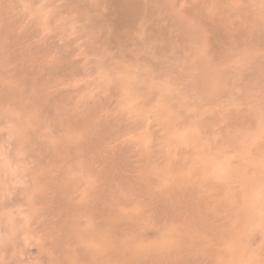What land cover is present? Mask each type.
<instances>
[{"label": "bare ground", "instance_id": "1", "mask_svg": "<svg viewBox=\"0 0 264 264\" xmlns=\"http://www.w3.org/2000/svg\"><path fill=\"white\" fill-rule=\"evenodd\" d=\"M20 1L27 2L31 7L33 5L32 10H34L36 0H0V78H2V80H8V84L5 82L6 85L2 81V83L0 82V108L2 107L3 110V107H5V112H2V110L0 111V128L3 127V129L1 128L3 131L0 130V137L5 136L6 138L7 134L3 132H5L6 129L14 127L15 130L14 128L13 130L15 133H13L11 137H14L13 135L15 134V138L14 140L12 139V143L10 140L11 150L12 146L16 144L19 146V149H28L25 159L33 160L35 166L34 169H32L33 171L28 174L21 175L19 171L17 172V177L19 178V176H21L19 184L20 182L22 186L23 184H25V186L29 184V191L27 192V186L26 190L24 188L26 193L23 192L22 188L20 191V186H17V181L16 186L14 187L15 184L12 186L14 188L11 190V193H9L10 196L7 195L9 196V200L7 199L9 206L7 205V207L11 208L10 206L17 204L18 206H22L24 203L27 207L26 205L23 206L28 208L27 212H29L30 216H24V214L23 216H16L17 210L16 214L12 211L13 216H11L12 213L7 214L10 216H0V264H255L252 262L253 259L249 262L248 260L245 261L246 259H243L245 255H243L242 260L234 258L236 247L233 249L234 257H229V251V254H227L226 249H229V242L231 243L230 248L232 249V244L235 246V242L233 243L234 239L237 237L240 239L241 237L242 232L241 230V233L239 232L240 228L238 229V226L241 227L239 223L242 214H238V219L240 215L239 220L237 216H235L236 214H233L235 218L229 217L231 216V214H228L231 212L229 209L232 206L230 207L228 203V205L223 204L222 186L212 182L214 177L211 178V181L210 179L208 180L209 175L204 177L206 173H204V175L202 174V165L200 166L201 163L199 158V163L193 162L196 161V159L193 158V163L186 161L185 156H188V154H185L183 159H181V157L178 158V148L182 147L181 145L184 146V142L187 144L188 133L185 134L187 141L186 138L183 139V137L180 136V138H182L178 141V148L176 146L178 152L177 157L173 158L169 155V147L167 146L168 149L166 151L164 148L165 145H163L162 148L160 144L162 141L160 140V143H158L161 134L164 136L169 129H167L166 126L165 133H162L163 124L165 127V120H162L163 124L160 125L161 122L158 123V121L157 123L156 121L153 123L154 120L152 119L154 118L149 119L150 116L153 117L150 110L151 108L147 107L148 115L149 110L151 115L149 117L147 115L148 118H146V121L144 120L146 123L145 127H147L146 129L142 125L143 120L140 119L137 114L136 116H134V114L131 115L130 113H132V111L129 108V112L125 113L117 112V110L114 111L115 108L107 111L109 107L112 108V106H109L110 103L106 99V96L105 98L103 96H98L99 91L97 96L93 99H80L81 101H79L77 96L80 95L79 98H81V96L83 97L85 88L73 90L75 87L73 84V91H70L69 89H64L65 87L59 90V85L58 90H54L48 86L50 85L49 83H52L54 80H57L58 83L60 81H66V83H64V85H66L74 80L71 75L75 77L84 74V72L79 69L82 64L79 66L80 60L78 58L81 57L79 56L77 58L78 60H76L75 56H73L75 43L72 45L71 42L74 40L67 41L68 36L71 37L70 34L67 35V37L64 35V38L66 37V42L62 45L63 48L58 44L56 38L59 34L57 36L52 35L48 37L47 33V38H43L44 35L40 37V29L42 28L43 30L44 28L42 24L39 23L40 18L36 20L32 18L33 16L28 17L26 12L24 13V10L22 12L18 7L20 6ZM48 1L49 0H47V2ZM55 1L56 5L58 4L59 7V3L57 0ZM64 1L68 9H73L78 14L74 20L72 19L74 23H72V25L75 27L74 31H76V27H78L79 32L80 26L81 29L86 32L84 35H89V39L87 38L88 41H86L85 45L82 43V47L85 46L83 58H86L85 53H91L93 58V54L100 53V50L102 51L104 49L103 47H105L106 52L107 48H116L114 52L117 51L123 44L125 46V43L127 41L129 42L130 39L129 35L128 37L121 36V29L130 32L135 26L139 28V36L137 38L136 35L133 44L144 54L143 58L140 57V61L138 60L137 62H141V67L139 66L140 69H142V64L143 66L145 65L144 68L146 72L142 70V73L140 71L134 73L139 79L140 77L143 78L142 81L145 78L148 82L154 80L156 82L158 80L160 81L158 86L159 90L148 88L145 92L143 91L144 89H141L143 93H141V90L139 93L143 94L144 98L151 101L158 96H160V98L162 97L163 102L161 105L159 104L161 106V109L159 108L161 111L166 110L168 112L170 110H175L174 112L181 114V112H183L182 109L184 110L185 108L186 110V107L190 106L187 98L189 99L191 95L193 96V94H196L194 92L199 93L196 94L199 98L198 101H196V97V102H193V99H191V102L196 105V108H192L194 109V116L196 115L194 111L197 108L200 109V107L206 106L207 110L208 105L210 106L212 103L215 107L214 102L216 100L214 101L215 98H209V94L216 91L215 88L217 87L215 85L218 86V81L222 78V74L218 68L228 61L232 54L236 55V58L231 63V66H228L226 69H229L227 73H233V76L234 72H236L235 75L238 76V78L230 75L231 82L229 81V83L233 85L231 87L228 85L229 83H227L228 88H231L230 90H232L234 86H238L239 84L237 85V83H240V81H243L242 87L245 89L246 84L244 82L247 81L246 83H248L252 77L253 79L257 78L256 63L261 62V64H259L261 68L264 66V64L262 66V61L264 62V51L259 53L257 51L256 53L253 50L256 46L257 48L260 47L259 49L262 50V43L260 42L262 41L264 44V15L260 20L257 15L258 9L264 11V0H237L236 4L234 3L235 5L232 3V5H230L228 0H97L107 5V8L106 6L104 7L107 9L106 12L100 11L99 7L98 9L95 7L97 6V1H95V5L92 4L93 2L91 0L92 3H90V1L88 2V0ZM17 2H19L18 6ZM52 3L53 1L51 4ZM22 7L24 9L26 5L23 6L22 4L20 8L22 9ZM62 8L61 6V9ZM70 11L73 12L72 10ZM262 13L261 11V14ZM53 15L54 13L52 17ZM55 15L57 16V14ZM52 17L51 23L53 21ZM44 21L46 22V20ZM48 24H50V21H48ZM75 24L78 26H75ZM100 24L101 26L102 24L110 25L113 31L109 33L103 32L105 31L103 30L105 26L101 29L103 31L100 30V27H96L98 30L94 31V27ZM137 24H139V27ZM43 25H45V23H43ZM65 25L66 24H64V27ZM56 26L55 31L58 32L60 28L57 31V23ZM66 26L68 27V25ZM69 28L71 29V26ZM105 29L107 31L110 28L108 27V29ZM42 30L41 32H43ZM92 31H94V34ZM53 33L55 34V32ZM122 34L124 35V31ZM39 38L41 41L37 40ZM58 38L60 39L61 37L58 36ZM96 38L98 42L97 45L99 41H101L100 46H96ZM132 39L133 38H131V41H133ZM83 40L85 42V36ZM133 44L131 42L130 45ZM64 46H66V48ZM54 48L60 50L59 56H55L52 61L45 63L48 56L47 54H50L52 49L55 55L59 53H57ZM130 48L132 49V46L128 47V52H130ZM120 49L121 48L116 52L118 54L114 56H117V59L119 58L115 64H110L106 60H101L98 63L99 65H106L108 68L112 66L114 72L111 70L113 76L110 78H115V81L123 80L125 75L129 74L127 70H125L124 64L131 58V55L127 53L126 50L123 51L124 49H121L120 53ZM80 51L82 52L83 49H80ZM137 51L138 50H136V52ZM81 52L79 53L81 54ZM149 54L152 55L149 56ZM97 55V57H99V54ZM101 55L100 53V56ZM104 56H106V54ZM111 57H113V55H111ZM44 58L45 61L43 62ZM50 58L52 59V57ZM83 58L82 60L84 61ZM91 61H89L90 64ZM129 61L133 62V58ZM131 62L129 64L132 65ZM39 63L40 65L38 67ZM134 64L136 65V62ZM224 65L227 66L228 63ZM224 65L223 68L225 67ZM6 66H9L10 69H7L9 71L4 73L3 71H5ZM90 66L93 68L92 65ZM255 66L254 77L253 72ZM133 67L135 70L134 65ZM2 69L4 70L2 71ZM95 69L93 70L95 71ZM93 70L92 74H94ZM106 70L108 72L110 69ZM129 70H131V68L128 69V71ZM111 71L109 73H111ZM100 72L101 70L99 69V73ZM87 73L88 70L86 71V74ZM230 76H228V79ZM70 77L73 80H69ZM100 77L102 79V76ZM10 80H14V86L11 82L12 86L10 85ZM68 80L70 82H67ZM95 80L97 79L95 78ZM224 80L226 81V78H224ZM15 81H17V85H15ZM163 81L166 82L163 83L164 85L166 84L164 89L166 87L169 89L166 92L163 88L160 90V84H162ZM110 82L107 85H110ZM169 82L172 87H169V84L167 85ZM219 82L221 83V81ZM252 82L251 80V83ZM46 83L47 85L45 86ZM87 83H89V81ZM136 83L138 84L139 82L136 81ZM56 84L54 88H56ZM137 84H135L137 86L136 88L139 89ZM142 84H144V82ZM153 84L155 85V83ZM60 85H62V82ZM105 85L103 84V86ZM220 86L222 85L220 84ZM253 86L255 88V85ZM113 87H115V85H113ZM222 87L224 88V84ZM242 87L240 88L241 91L243 90ZM236 88L238 89V87ZM251 90V94H253V90L257 91L255 89ZM93 91L95 92V90ZM111 91L112 90L109 92ZM130 91L127 92L129 97L132 96V98L128 97L129 103H127V99L125 100L129 107L134 108L136 107L135 105H138V98L136 100L137 95H135L137 94V90L134 91L135 96L130 94ZM221 91H219L218 86L217 93L214 94L215 96H219L222 101V97H227V93ZM111 93H113V91ZM119 93H121L120 90ZM140 94L138 97L142 99ZM125 95L126 93L124 96ZM113 96L109 97L108 95L112 105V100H117V98L114 99ZM229 97H231V94ZM233 97L234 96L231 98ZM240 97L241 94L239 98ZM85 98L90 97L86 96ZM123 101L122 98L121 103ZM141 102L143 103L142 100ZM123 103L125 105V102ZM215 103H217V101ZM245 103H243V105L246 106ZM114 104L116 105V102ZM147 104L149 105V103ZM153 104L151 105L152 107L155 106H153ZM259 104H261V102H259ZM128 105H125V109ZM218 105L216 107L220 106ZM230 105L228 108L231 112V110L233 111L235 108L233 107V109H230ZM243 105L241 107L244 108ZM138 106L136 108H138ZM144 106L145 105H141V107L146 110ZM238 106L239 107L236 109L237 111L240 109L239 104ZM222 109L220 110L221 115H223L222 112L224 111ZM259 109H261V107H259ZM8 110L10 112H8ZM104 110L107 113L104 115L100 114ZM209 110H211V108H209ZM251 110H254L253 107ZM217 111H219V109H217ZM17 112H19L18 116L16 114L13 115V113ZM167 112H165V119L167 115H169H166ZM188 112L191 113V110H188ZM145 113L147 112L144 111V114ZM204 113L205 112L202 114V120L206 115H204ZM208 115L213 116L209 113ZM217 115L219 116V112L217 114L215 113L214 118L217 117ZM211 116L207 117L206 115L204 120L206 118L213 120L214 118ZM198 117L199 115L197 118ZM243 117L245 116L243 115ZM197 118H194V121H198L199 119L197 120ZM148 119L152 124L148 123L147 126ZM218 119L219 118H217V120ZM191 120L188 122H191ZM183 121L181 123H183ZM169 125L170 124H168V126ZM44 128L46 130L48 129V131L42 133ZM142 128L147 130L150 143L146 149L144 148L145 150H139L141 154L139 156L137 155L138 157L135 161L133 160L134 163L132 162L133 164H131L126 162L129 160L128 156L140 149L142 143L136 141V144H133V142L132 144H128L130 140L127 143L128 145H126V143L124 145L122 144L124 141L120 139L122 142L119 143L123 146L118 145L117 147L115 145V148V143H111L122 136V134L131 136V133H134L132 136L134 137ZM204 130L206 129L204 128ZM7 131L8 130H6V132ZM10 135L9 137L7 136L8 141L6 140L8 144L9 138H11ZM168 136H170V138L172 137L171 135ZM5 138H3L4 141ZM121 138H123V136ZM135 138L139 139L136 136ZM166 139L167 137L165 136V143L169 140V137L167 140ZM141 140L142 139H140V141ZM191 141L195 142L194 140ZM142 142L143 144L145 143L144 141ZM170 142L169 140V144L167 145L170 146ZM109 143L113 146L112 149H110ZM2 146L4 148V145ZM188 146L190 147L191 145L189 144ZM199 146L200 145L197 146V149ZM16 148L17 147L13 150H16ZM31 148L34 150H31ZM185 148L186 147H184V149ZM191 148L193 147L191 146ZM191 148H187L189 152ZM4 149H6V147ZM184 149L182 147V153H184ZM1 150L3 151L2 148L0 151ZM194 150L196 152V142ZM172 151L171 149V152ZM191 152H193V149ZM203 152L201 153L200 150L196 155L194 153V156L197 158L199 153L200 155H204ZM174 155L176 156V154ZM21 156H23V154ZM126 157L128 158L125 161ZM202 158V164L205 165V163H203L204 157ZM25 159L22 162H25ZM31 162L32 161H30V163ZM34 164H32V166ZM29 167L31 171L32 167L29 165L28 167H24L23 172L25 168L27 169ZM206 168H210V166L208 167L207 165ZM206 168L204 167V169ZM8 170L0 172V183L8 177H15L9 175L11 172H8ZM211 170L212 168L210 172ZM27 171H25V173H27ZM12 172L14 173V171ZM210 172L208 171L209 174ZM7 180L8 179H6V181ZM215 181L217 182V180ZM4 183L7 185L6 182ZM221 183L222 181L219 184ZM1 186L2 185H0V188ZM12 187L9 186V188ZM7 190L5 192H7ZM208 190L211 191L209 196L205 192ZM204 192L206 194H204ZM226 197L227 196L224 197V200ZM231 204L233 205L232 212L234 213L233 210H235L236 207H234V202ZM4 206L6 205H3V208ZM209 209H212V211ZM236 211L237 213L239 212L237 209ZM242 218L244 220V216H242ZM243 220H241V224ZM152 228L156 229L154 230ZM248 232L247 230L245 235L247 234L248 236ZM255 234L257 235V233H254V235ZM245 235H242V237L246 238L247 236ZM164 236L165 240L159 241V239ZM250 237L252 239L255 238V236L253 238V234L252 236L250 235L249 238ZM245 238H243L244 241L242 244L240 243L241 239L239 240L241 247L245 243ZM249 238L246 240L249 241ZM232 239L233 241H231ZM253 241H256V239ZM239 243L236 242L238 247L237 250H240ZM96 244H98L99 247L95 246ZM253 244L255 243L253 242L252 245ZM238 252L240 253V251ZM230 255H232V253ZM257 260L256 258V261ZM256 264H261V262Z\"/></svg>", "mask_w": 264, "mask_h": 264}, {"label": "rangeland", "instance_id": "2", "mask_svg": "<svg viewBox=\"0 0 264 264\" xmlns=\"http://www.w3.org/2000/svg\"><path fill=\"white\" fill-rule=\"evenodd\" d=\"M50 1V0H49ZM48 1V2H49ZM53 1V3L51 4V2ZM52 1H50L49 2V4H48V2H47V0H38V2H37V0H36V4H34V10H32V8H33V5H32V7H31V5L30 4H28L27 2H23V1H20V6H22V4H23V6H25L26 5V7L23 9V7H22V9L20 8V6H18V3L19 2H17V6L19 7V9L23 12V10H24V13L26 12V14H27V16L28 17H32V18H35L36 20H38V18H40L39 19V23L40 24H42V27H44L43 28V30H42V28H41V25H40V33H41V35H39L40 37H43V35H44V37L43 38H47V33H48V37H51L52 35L53 36H57L58 34V36L59 37H61L60 39L58 38V36L56 37L57 38V41H58V44L63 48V46L62 45H64L65 44V42H66V37H67V35H69L70 34V36L71 37H69L68 36V38H67V41H72V40H74V41H72L71 43H72V45H74V43H75V46H74V48H75V50L73 51L74 52V54H75V51H76V49H77V51H76V54H77V57H76V54L74 55L73 54V56H75V58H76V60H80L79 61V66L82 64V66H80L81 68H79V69H81L82 70V72H84V74H82V75H80V76H75L74 77V75L72 76L71 75V77L72 78H74V80L70 77V79L69 80H73V81H71V83H67L66 85H64V83H66V81H60L59 83L57 82V80H54L52 83H49L50 85H48V86H50L52 89H56V90H58V85H59V90H62L64 87V89H69L70 91H73L74 89L75 90H77V89H80V88H85V92L83 93V95L85 96H89L90 98H85L84 96L82 97L81 96V98H79L80 97V95L79 96H77V99L79 100V101H81L80 99H84V100H91V99H93L95 96H97V93H98V91H99V93H98V96H103L104 98H105V96H106V99L109 101V106L111 105L112 106V108L111 107H109V110H107V111H110V109H114V111H116L117 110V112L119 111V112H123V113H125V112H129V110H128V108L129 109H131V111H132V113H130L131 115H133L134 114V116H136V114H137V116L140 118V119H142L143 120V123H142V120H141V123H142V125L145 127V121H146V118H148L151 114H150V110H151V113L153 114V117L152 116H150V118L149 119H152V118H154V119H152V120H154L153 121V123H155V121H156V123H157V121H158V123H160L161 122V124L160 125H162L163 124V122H162V120L164 121V123H165V127H164V124H163V130H162V133L164 132L165 133V128H166V126H167V129H169V131L167 130V132H166V134H164V136H162V134H161V138H159V141H158V143H160V140L162 141V143H160L161 145H162V148H163V145H165L164 146V148H165V150L167 151V149H168V147H169V150H170V153H169V155H171L173 158H176L177 157V153L179 152V154H178V158L179 157H181V159H183V156H185V154H188V156H189V160H188V156L186 155L185 156V160L186 161H188L189 163H193V162H198L199 163V159H200V166H201V169H202V174L204 175V173H206V175H204V177L205 176H208L209 175V178H208V180L210 179V181H211V178H213L212 179V182L214 183V184H218L219 186H222L221 188H222V191H223V193H222V199H223V204H229V206L231 207L230 209H229V211H231L232 212V209H233V205L231 204V203H233L234 202V207H236V209L237 210H239V212L237 213V211H236V209L235 210H233L234 211V213L232 212H229L228 214L230 215L231 214V216H229L230 218H232V217H234L235 218V216H237V219H238V214H242L241 215V220H243V218H242V216H244V220H243V223L241 224V220H240V223H239V225H241V227H239L238 226V229H239V232H240V230H241V232H242V234H241V237H240V239L242 240H240V239H238V237L237 238H235L234 239V241H233V239L231 240V241H233V243L235 242V246L232 244V249L230 248V246H231V243L229 242V249H226V252H227V254H229V252H230V254L232 253V255H230L229 254V257H231V256H233V249L236 247V252L235 253H237L238 251H240V253L238 252L237 254H235L234 253V255H235V257L234 258H237V259H239V260H242V257H243V255H245L244 257H243V259L245 260V261H247L248 260V262L249 261H252V259H253V263H258V262H261V264H263V261H264V73H262V72H264V66H263V64H264V62L262 61V68L261 67H259V66H261V65H259V64H261V62L260 63H256V65H257V70H256V77L257 78H255V79H253V77H252V83H251V80H249L248 81V83H246V82H244L246 85H245V89L242 87V85H243V81H240V83H237V85L238 86H234L233 88H232V90H230L231 88L229 87L228 88V85L229 86H233V85H230V83H229V81L231 80V76L230 75H232V77H234V76H236L235 74H236V72H234V76H233V73H227V71L229 70V69H226V68H228V66L230 67L231 66V63L233 62V60L236 58V55H234V54H232V55H230V58H229V60L228 61H226L224 64H226L227 65V63H228V65L227 66H225L224 64H222V66H220L219 68H218V70L220 71V73L222 74V78L221 79H219V81H221V83L218 81V86H219V91H221V90H223V91H221V92H224V93H227L226 95H227V97L225 98V97H222V101L224 102V104H223V102L221 101V98H219V96H215V94L214 93H217V90H218V86L217 85H215L217 88H215V90L216 91H214V92H211L210 94H209V98H211V99H213V98H215L214 99V101L216 100L217 101V103H215L214 102V105H215V107L212 105V104H210V106L208 105V108H207V110H206V106H202V107H200V109L199 108H197V109H195V111H194V113L196 114L195 116H194V114H193V110L194 109H192V108H196L195 106L196 105H194V103L193 102H196V101H198L199 100V98L197 97V95L196 94H199L198 92H194V93H196V94H193V96L191 95L190 97H189V99L187 98V100L189 101V104H190V106L188 107H186L187 109L185 110V108H184V110L182 109V111L183 112H181V114L180 113H177V112H174L175 110H170V111H166V110H162L163 112L165 111V112H167L166 113V115L167 114H169V115H167V118L165 119V112L163 113L160 109V105H161V103L163 102L162 101V97L160 98V96H158V97H156L155 99H153L152 101L151 100H148V99H146V98H144V96H143V94H140L139 93V91L141 90V89H144L143 91H147L148 90V88L150 89V88H153V89H157V90H159L158 88V86H159V80L156 82L155 80L154 81H152V82H148L147 81V79L145 78L143 81H142V79L143 78H141L140 77V79L138 78V76L134 73V72H136V71H140L141 73H142V70H144V72H146V69L144 68L145 67V65L143 66V64H142V69H140V67H141V62H137L139 59H140V57L141 58H143V55L144 54H142L141 52L142 51H140L139 49H138V47H136L134 44H133V42H134V40L136 39V35H137V38H138V36H139V28H137V26H135L134 27V29L133 30H131L130 32L129 31H126L125 29H121V31H120V33H121V36H124V37H128V35H129V37H130V39H129V42L127 41L126 43H125V46H124V44H123V46L122 47H119V48H121V49H124L123 51H125L126 50V52L127 53H129L131 56V58L129 59V60H131L132 58H133V62H131V61H129V60H127L126 61V65L124 64V68H125V70H127V73H129V74H127V75H125V77H124V79L123 80H116L115 81V78H113V79H111L110 77L111 76H113V74H112V66H109V68H108V66H104V65H99L98 63L101 61V60H106V61H108V63H110V64H115L116 63V61H118L119 60V58L117 59V56L116 57H114L116 54H118V53H116L118 50H119V48L117 49V51H115L114 52V49L116 50V48H113V49H109V48H107V52L105 51V47H103L104 49L101 51L100 50V53L102 54L101 56H100V53L98 52V53H96V54H93L94 56H93V58H94V60H93V58H92V54L91 53H89V54H87V53H85V57L86 58H83V53L85 52L84 50H85V46L84 47H82L83 46V44L85 45V43H86V41H88L87 40V38L89 39V35L87 34V35H84V34H86V32L84 31V30H82L81 29V27L79 26V28H80V30H79V32H78V27H76V31H74V29H75V27H74V25H72V23H73V21H72V19L74 20V18H76V16H78V14H77V12L75 11V10H73V9H68L67 7H66V5H65V1L64 0H57V2L59 3V7H58V4L56 5V1L55 0H52ZM90 0H88V2H89ZM93 3H92V2ZM90 1V3H92V4H94L95 5V1H97V0H91ZM236 1L237 0H228V3L230 4V5H235L236 4ZM21 2H23V3H21ZM87 2V1H86ZM85 2V3H86ZM40 3V4H39ZM43 3V4H42ZM61 3V4H60ZM232 3V4H231ZM235 3V4H234ZM45 4H46V6H45ZM47 4H48V6H47ZM55 4V5H54ZM28 5V6H27ZM37 5H38V7H37ZM51 5H52V7H51ZM97 6H95L97 9H98V7H99V10L100 11H104V12H106L107 11V5H105V3L103 4V2H98L97 1V4H96ZM61 6L63 7L62 9H61ZM106 6V8H104ZM50 8V10H49V8ZM57 7V8H56ZM28 8H30V9H28ZM59 8H60V11H59ZM261 8V7H260ZM26 9V10H25ZM64 9V10H63ZM61 10H62V12H61ZM70 10H72L73 12H71ZM34 11V12H33ZM45 11V12H44ZM57 11V12H56ZM261 11L263 12L262 14H261ZM28 12V13H27ZM39 13V15H38V13ZM41 12V13H40ZM48 12H49V14H48ZM64 12V13H63ZM66 12V13H65ZM43 13V14H42ZM46 13V14H45ZM54 13V15H53V17H52V14ZM75 13V14H74ZM31 14V15H30ZM48 14V15H47ZM55 14H57V16L55 15ZM63 14V15H62ZM47 15V16H46ZM59 15V16H58ZM64 15H66V16H64ZM84 15V14H83ZM258 17H259V20H260V18L264 15V11L262 10V9H258ZM44 18H43V17ZM55 16H56V19H55ZM85 16V15H84ZM42 17V18H41ZM51 17H52V23H51ZM62 17V18H61ZM64 17V18H63ZM68 17V18H67ZM46 18V19H45ZM67 18V19H66ZM44 20H46V22L44 21ZM58 20H59V24H58ZM41 21V22H40ZM48 21H50V24H48ZM56 21V22H55ZM45 23V25H43V23ZM63 22V23H62ZM71 22V23H70ZM56 23H57V25H58V28H57V31H58V29L60 28V30L58 31V32H56L55 30H56ZM64 24H66V25H68V27L65 25V27H64ZM74 24V23H73ZM138 25V27H139V24H137ZM55 26V27H54ZM71 26V29L69 28ZM75 26H78V25H76L75 24ZM103 26H105V28H107L108 29V27L110 28L109 30H107L106 31V29L105 28H103V30H105V31H103V30H101L102 29V27ZM96 27H100V30L101 31H103V32H105V33H109V32H112L113 31V29H112V27L110 26V25H104V24H102V26H101V24L100 25H97V26H95L94 27V31H97L98 30V28H96ZM53 28H54V30H53ZM63 30H62V29ZM41 30L43 31V32H41ZM53 30V31H52ZM71 30V31H70ZM99 30V31H100ZM135 30V31H134ZM137 30H138V34H137ZM82 31H83V33H82ZM94 31H92L93 32V34H94ZM98 31V32H99ZM123 31H124V35L122 34L123 33ZM46 32V33H45ZM53 32H55V34L53 33ZM65 32H66V34H65ZM74 32V33H73ZM78 34H77V33ZM119 32V31H118ZM127 32V33H126ZM45 33V34H44ZM52 33V34H51ZM132 33V34H131ZM135 33V34H134ZM60 34H61V36H60ZM64 35L66 36L65 38H64ZM38 36V37H39ZM73 36V37H72ZM82 37V39H81V37ZM84 36H85V42H84ZM87 36V37H86ZM95 36V35H94ZM62 37H63V39H62ZM76 37V38H75ZM96 37V36H95ZM77 38H78V41H77ZM131 38H133L132 40L133 41H131ZM135 38V39H134ZM38 41H41V39L39 38V39H37ZM76 40V41H75ZM96 40V42H95V44H96V46H100V42L101 41H99V44L97 45V38L95 39ZM43 41V40H42ZM264 41V40H263ZM80 43V45H79V43ZM131 42H132V44L133 45H130L131 44ZM77 43V44H76ZM83 43V44H82ZM128 43H130V44H128ZM260 43H262V46H261V49L262 50H260L259 48L260 47H258L257 48V46L255 47V48H253V50L257 53V51H258V53L259 52H263L264 51V44H263V42L261 41ZM128 44V45H127ZM101 45H103V44H101ZM78 46H80V47H78ZM131 47L132 46V49L130 48V52H128L129 51V49H128V47ZM258 46H259V44H258ZM65 48H66V46H64ZM134 47V48H133ZM55 49V48H54ZM80 49L82 50L83 49V51L81 52L80 51ZM121 49H120V53H121ZM256 49V50H255ZM110 50H112V51H110ZM136 50H138L137 52H136ZM231 50H233V49H231ZM55 51L58 53L60 50L57 48V49H55ZM106 52V53H104V52ZM52 52H53V54H52ZM79 52H81V54L79 53ZM254 52V53H255ZM132 53H133V55H132ZM136 53V54H135ZM59 54H60V52L58 53V54H56L55 55V53H54V51H53V49L51 50V53L49 54H47L46 56H47V58H46V61H45V58H44V60H43V62L45 61V63H49L50 61H52L53 59H54V57L56 56H59ZM97 54H99V57H97L98 55ZM106 54V56H104ZM113 55V57H111V55ZM230 54H231V52H230ZM264 54V53H263ZM53 55V56H52ZM142 55V56H141ZM152 54H149V56H151ZM45 56V57H46ZM81 57V58H78V57ZM89 56V57H88ZM108 56V57H107ZM134 56V57H133ZM233 56V57H232ZM50 57H52V59L50 58ZM136 57V58H135ZM78 58V59H77ZM82 58L84 59V61L82 60ZM87 59H88V62H87ZM97 59V60H96ZM113 59V60H112ZM231 59V60H230ZM47 60H49V61H47ZM86 60V61H85ZM92 60V61H91ZM111 60V61H110ZM83 61V62H82ZM89 61H91V64L89 63ZM98 61V62H97ZM113 61V62H112ZM140 61V60H139ZM132 63V65L131 64H129V63ZM136 62V65L134 64ZM93 63V64H92ZM137 63H139V64H137ZM39 65H40V63L38 64V67H39ZM90 65H92L93 66V68L90 66ZM96 65H97V68H99L100 70H101V72L99 73V69H97L96 68ZM133 65L135 66V70H134V67H133ZM223 65L225 66L224 68H223ZM78 66V67H79ZM140 66V67H139ZM41 67V66H40ZM133 67V68H132ZM137 67H138V69H137ZM222 67V68H221ZM5 68V67H4ZM88 68V69H87ZM90 68H91V72H90ZM97 69V73H96V69ZM105 68V69H104ZM131 68V70H132V72H131V70H129L128 71V69H130ZM144 68V69H143ZM255 68H256V66L254 67V72H253V74L255 73ZM7 69H10L9 68V66L7 67L6 66V69H5V71H3L4 69H2V71L4 72V73H6V72H8L9 70H7ZM93 69H95V71L93 70ZM106 69H110L108 72H107V70ZM259 69V70H258ZM88 70V73L86 74V71ZM92 70H93V72H94V74H92ZM106 70V71H105ZM112 70V71H111ZM111 71V73H109ZM224 71V72H223ZM226 71V72H225ZM89 72H90V74H89ZM103 72V73H102ZM105 72H106V75H105ZM114 72V71H113ZM229 72V71H228ZM258 72V73H257ZM259 72H261V73H259ZM91 74H92V76H91ZM104 74V75H103ZM109 74V75H108ZM131 74V75H130ZM102 76V79H101V77L100 76ZM129 75V76H128ZM133 75H134V77H133ZM84 76V77H83ZM87 76V77H86ZM97 76V77H96ZM128 78H127V77ZM130 76H131V78H130ZM137 77V79H136V77ZM223 76H224V78H226V81L224 80V78H223ZM228 76H230L229 77V79H228ZM83 77V78H82ZM85 77H86V79H85ZM93 77H95L97 80H95V78H93ZM106 77V78H105ZM254 77H255V74H254ZM91 78V79H90ZM92 78H93V82H92ZM236 78H238V76H236ZM99 79H100V81H99ZM228 79V80H227ZM67 81V82H70V81ZM89 81V83H90V85H89V83H87L88 81ZM97 82V84H96V82ZM104 80V81H103ZM110 80H111V82H110ZM133 80H134V83H133ZM7 82V84H8V80H2V78H0V82ZM13 81L14 80H10L9 81V83L11 82L12 83V85L14 86V84H13ZM119 83H118V82ZM136 81L137 82H139L138 84L136 83ZM140 81H141V83H140ZM223 81V82H222ZM228 81V82H227ZM1 82V83H2ZM16 82V84L15 85H17V81H15ZM14 82V83H15ZM56 82H57V84H56ZM61 82H62V85H60L61 84ZM95 82V83H94ZM98 82H99V84H98ZM106 82V83H105ZM109 82H110V85H107V84H109ZM114 84H113V83ZM144 82V84H142ZM148 82V83H147ZM165 81H163L162 82V84H160L161 85V88H160V90H162V88H163V90L166 92V91H168L169 89H167V87L164 89V86H166V84L164 85L163 83H164ZM217 82V81H216ZM225 82V83H224ZM231 82V81H230ZM249 82H250V84H249ZM11 83H10V85H11ZM87 85H86V84ZM93 83H94V86H95V88H94V86H93ZM111 83H112V85H111ZM151 83V84H150ZM153 83H155V85L153 84ZM157 83H158V85H157ZM166 83V82H165ZM227 83H229L228 85H227ZM55 84H56V88H54V86H55ZM73 84H74V86L75 87H77V88H73ZM96 84V85H95ZM103 84L105 85V86H103ZM120 84V85H119ZM135 84H137L138 85V87H139V89H137L136 87V85ZM140 84V85H139ZM153 84V85H152ZM169 84V85H168ZM220 84L223 86V84H224V88L222 87V86H220ZM240 84H241V86H240ZM5 85H6V83H5ZM11 85V86H12ZM47 85V83L45 84V86ZM53 85V86H52ZM68 85V86H67ZM91 85H92V87H91ZM100 85V86H99ZM113 85H115V87H116V89H115V87H113ZM145 85V86H144ZM148 85V86H147ZM149 85H150V87H149ZM163 85V86H162ZM167 85L169 86V87H172V85L170 84V82L169 83H167ZM253 85H255V88H254V86ZM72 86V87H71ZM88 86V87H87ZM89 86H90V88H89ZM109 86V87H108ZM154 86H155V88H154ZM214 86V87H215ZM227 87V89H226V87ZM250 86H252V87H250ZM69 87V88H68ZM71 87V88H70ZM79 87V88H78ZM107 87H108V89H107ZM145 87V88H144ZM157 87V88H156ZM236 87H238V89L236 88ZM242 87V91L240 90V88ZM246 87H247V91H246ZM47 88V87H46ZM72 88H73V90H72ZM100 88H101V93H100ZM114 88V89H113ZM119 88V89H118ZM235 88L237 89V94H236V90H235ZM250 88V89H249ZM130 89H131V91H130ZM251 89H255V90H257V91H254L253 90V94H251V92H252V90ZM93 90H95V92L93 91ZM110 90H112L113 91V93H111V92H109ZM119 90H120V92L122 93H119ZM130 91V94H132V95H134V91L135 90H137V94H135V95H137L136 96V100H137V98H138V105H135L136 107L138 106V108H136V107H134V108H131V107H129V105L127 104V103H129V101H128V97H129V95H128V92ZM105 93H104V92ZM118 91V92H117ZM143 91L141 90V93H143ZM238 91H239V93H238ZM248 91H249V93H248ZM107 92H108V94H107ZM116 92H117V94H116ZM132 92V93H131ZM229 92V93H228ZM235 92V93H234ZM126 93V95L124 96V94ZM213 93V94H212ZM220 93V92H219ZM247 93V94H246ZM258 93V94H257ZM121 94V95H120ZM140 94V97H142V99H140L139 97H138V95ZM231 94V97L232 96H234L233 98H231V97H229V95ZM240 94H241V97L239 98V96H240ZM82 95V94H81ZM108 95H109V97H112L113 95V98L114 99H116L117 98V100L115 101V100H112V102H113V105L111 104V99L108 97ZM112 95V96H111ZM120 95V96H119ZM134 95V96H135ZM262 95V96H261ZM119 96V97H118ZM133 96V98L135 99V97ZM235 96H236V101H235ZM245 96H246V98H245ZM255 96V97H254ZM195 97H196V101H195ZM252 97V98H251ZM122 98H123V102H125V105H128V106H126V109H125V105H124V103L122 102L121 103V100H122ZM129 98H132V96L131 97H129ZM144 98V99H143ZM229 98H231V99H229ZM258 100H257V99ZM262 98V99H261ZM76 99V100H77ZM125 99H127V103H126V100ZM191 99H193V102H191ZM243 99V100H242ZM245 99H246V103H245ZM141 100L143 101V103L141 102ZM155 100V101H154ZM158 100V101H157ZM234 100V101H233ZM240 101V103H239V101ZM118 101V102H117ZM185 101H186V99H185ZM241 101H242V103H241ZM251 101V102H250ZM254 101V102H253ZM116 102V105L114 104ZM141 102V103H140ZM153 104V106L154 107H152L151 105V103ZM159 102V103H158ZM231 103V105H230V103ZM233 102V103H232ZM236 102V103H235ZM259 102H261V104H259ZM147 103H149V105L147 104ZM220 103V104H219ZM226 103V104H225ZM243 103H245L246 104V106L245 105H243ZM252 103V104H251ZM254 103V104H253ZM256 103H257V105H256ZM160 104V105H159ZM220 106H219V105ZM221 104H222V106H221ZM238 104L240 105V109H238V111L236 110L239 106H238ZM249 104H250V106H249ZM124 105V106H123ZM131 105V104H130ZM141 105H145L144 107H146V110L143 108V107H141ZM148 105V106H147ZM219 106V107H216V106ZM228 105V106H227ZM229 105H230V109L232 108L233 109V107L235 108V109H233V111L231 110V112L229 111ZM244 106V108L243 107H241V106ZM253 105V106H252ZM132 106V105H131ZM157 106V107H156ZM224 106H225V108H224ZM256 106V107H255ZM263 106V107H262ZM147 107H149V108H151L150 110H149V115H148V108ZM213 107H214V110H213ZM253 107V109L254 110H251V108ZM255 107V108H254ZM259 107H261V109H259ZM118 108V109H117ZM136 108V110L134 111V109ZM141 108H142V110H141ZM158 108V109H157ZM160 108V109H159ZM209 108H211V110H209ZM223 108V109H222ZM241 108H242V110H241ZM249 108H250V110H249ZM257 108V109H256ZM262 108H263V110H262ZM217 109H219V111H217ZM224 110L223 112H222V114L223 115H221V113H220V110ZM228 109V110H227ZM244 109V110H243ZM2 110V107L0 108V111ZM5 110V107H3V110H2V112H5L4 111ZM125 110H128V111H125ZM139 110V111H138ZM141 110V111H140ZM153 110V111H152ZM160 110V111H159ZM188 110H191V113L190 112H188ZM197 110H198V112H197ZM199 110H201V111H199ZM234 110H236L237 111V113H236V111H234ZM144 111H146L147 113H145L146 114V116H145V114H144ZM208 111V112H207ZM228 111V112H227ZM253 111V112H252ZM8 112H10L9 110H8ZM140 113V115H139V113ZM155 114H154V113ZM160 112V113H159ZM162 112V113H161ZM188 114H187V113ZM203 112H205L204 113V115L206 114L207 115V117H210L211 115H208V113L209 114H212L213 116H211V117H213L214 118V115H215V113L217 114L218 112H219V116L217 115V117H215L213 120L211 119V120H209L208 118H206L205 120H204V118H205V116L203 117V120H202V114H203ZM225 112H226V115H225ZM6 113H7V109H6ZM18 113L19 112H17V113H13V115H17L18 116ZM105 113H107V112H105V110L103 111V112H101L100 114H105ZM185 113V114H184ZM197 113H198V115H199V117L197 118ZM249 113H250V115H249ZM156 114H157V117H156ZM184 114V115H183ZM187 114V115H186ZM191 114V115H190ZM200 114H201V120H200ZM142 115H143V117H142ZM147 115H148V117H147ZM160 115H163V116H159ZM172 115H173V117H174V121H173V117H172ZM180 115V116H179ZM243 115L245 116V117H243ZM145 116V117H144ZM182 116V117H181ZM185 116V117H184ZM239 118H238V117ZM162 117V118H161ZM169 117H170V120H169ZM191 117H194V118H197V120L198 121H194V118H191ZM221 117H222V119H221ZM175 118H176V120H175ZM184 118V119H183ZM217 118H219L218 120H217ZM242 118V119H241ZM148 119V120H149ZM192 119V120H191ZM216 119V120H215ZM145 120V121H144ZM147 120V126H148V123L149 124H152V123H150V120L148 121ZM169 120V121H168ZM184 120V121H183ZM187 120V121H186ZM191 120V122H188V121H190ZM196 120V119H195ZM236 120V121H235ZM166 121H167V123H166ZM173 121V122H172ZM183 121V123H181ZM200 121H201V123H202V125H201V123H200ZM152 122V121H151ZM169 122V123H168ZM177 122V123H176ZM204 122V123H203ZM174 123V124H173ZM198 124V126H197V124ZM206 123V124H205ZM168 124H170L169 126H168ZM180 124V125H179ZM191 124H193V125H191ZM207 124H208V126H207ZM184 125H188L187 127L186 126H184ZM194 125H196V126H194ZM204 125V126H203ZM171 126V127H170ZM201 127V129H200V127ZM197 127V128H196ZM203 127V128H202ZM2 129H3V127H1ZM1 128H0V130H1ZM13 128L14 127H12V128H9V129H6V130H8L7 132H6V130H5V132H3V133H6L7 134V136L9 137V135H10V137L12 136V134L13 133H15V128H14V130H13ZM146 129H147V127H145ZM141 129L138 133H136L135 135H134V137H132L133 136V134L134 133H131L132 135L131 136H129L128 134L126 135V134H122V136H123V138H121L122 136H120V137H118L116 140H117V143H116V140L113 142V143H111V144H114V148L117 146L118 147V145L120 146L121 144L119 143V142H122V141H124V142H122V144H124L125 145V143H126V145H128V144H132V142H133V144L135 143L136 144V141L138 142H141L142 143V146H143V148H142V146L140 147V149H138L137 151H135V152H133L132 154H130L128 157H126L125 158V161H126V159L128 158L129 160H131V161H126V162H129V163H131V164H133L134 162H133V160L135 161V159L141 154V152H139V150H141L142 151V149H146V147L149 145V143H150V137H149V134H148V132H147V130L146 129ZM204 128L206 129V130H204ZM45 129V128H44ZM43 129V130H44ZM13 130V131H12ZM43 130H42V133H45V132H47L48 131V129L46 130H44V132H43ZM145 130V131H144ZM1 131H3V130H1ZM12 131V132H11ZM171 131H172V133H171ZM174 131V132H173ZM177 132V133H176ZM170 133V134H169ZM180 133H181V135H180ZM188 133V134H187ZM5 134V135H6ZM179 134V135H178ZM185 134H187V138H188V141H187V138H186V135ZM168 135H171L172 137L170 138V136H168ZM174 135V136H173ZM183 135H185V136H183ZM2 136V135H1ZM6 136V138H5V136L4 137H0V149L2 148L3 149V151L1 150L0 151V164H1V166H0V168H1V170H0V172L1 171H3L4 170V172L5 171H7L8 169H10V170H8V172H11V173H9V175H11V176H15L14 178H10V177H8V178H6V179H8L7 181H6V179H4L3 180V182H1L0 183V185H2L1 186V188H0V192H1V195H0V200H1V204H0V216H10V215H7V214H11L12 213V215L11 216H13V212H14V214H16V212H17V215L16 216H23V214H24V216H30V214H29V212H27L28 211V208H25L24 206L26 205V204H24L23 203V205L22 206H18V204L17 205H13V206H10L11 208H9V207H7V205L9 206V202L7 201V199L9 200V196H10V194L9 193H11V190L16 186V183H17V181H18V184H17V186L19 185L20 186V188H19V190L21 191V188L23 189V192L24 193H26V188L28 187V189H27V192L29 191V189H30V185L28 184V186H27V184H26V186H25V184H23V186L21 185V182H20V184H19V179H20V177L21 176H19V178L17 177L18 176V174H17V172L19 171V173H21V175H24V174H28V173H30V172H32L33 170L32 169H34V166H35V162H33V160H30V159H25V156H26V152L28 151V149L26 150H24V149H19V146L16 144V145H13L12 146V150L13 149H15V147H17L16 148V150H11V146H10V140H11V143L13 142V140H14V138H15V134L13 135L14 137H11V138H9V144H8V137ZM135 136L136 137H138L139 139H136L135 138ZM165 136L167 137V139H168V137H169V140L171 141L170 142V146L169 145H167V144H169V140H167V142L165 143ZM180 136H182L183 137V139H185L186 138V141H187V144L184 142V146L183 145H181V144H179V145H181L182 147H183V149H184V147H186L184 150H183V152L184 153H182V147H180V148H178V146H177V144H178V141H180V139L182 138H180ZM2 138V139H1ZM3 138H5V141H4V139ZM131 138V139H130ZM132 138H134V139H132ZM174 138V139H173ZM178 138H179V140H178ZM190 138V139H189ZM13 139V140H12ZM120 139H122V141H120ZM140 139H142L141 141H140ZM172 139V140H171ZM176 139V140H175ZM7 140V141H6ZM119 140V141H118ZM131 140V141H130ZM191 140H194L195 142H196V152H195V150H194V147H195V142H193V141H191ZM130 141V142H129ZM142 141H144L145 143H146V145H145V143L143 144V142ZM163 141H164V144H163ZM174 141V142H173ZM176 141V142H175ZM182 141V140H181ZM185 141V140H184ZM129 142V143H128ZM138 142V143H139ZM193 144H192V143ZM119 143V144H118ZM128 143V144H127ZM180 143V142H179ZM8 144V145H7ZM110 144V143H109ZM110 144V149H112L113 148V146ZM175 144V145H174ZM191 145L193 148H191V146L189 147L188 145ZM2 145H4V148L6 147V149H4L3 148V146ZM116 145V146H115ZM187 145V146H186ZM198 145H200L199 147H198V149H197V146ZM15 146V147H14ZM121 146H123V145H121ZM168 146V147H167ZM176 146H177V148L179 149V151L177 152V150H176ZM171 147V148H170ZM173 148H175V149H173ZM187 148H191V151H192V149H193V152H189V149H187ZM8 149V150H7ZM33 148H31V150H32ZM144 149V150H145ZM171 149L173 150L172 152H171ZM23 150V151H22ZM34 150V149H33ZM168 150V151H169ZM181 150V151H180ZM200 150H201V153L203 152L204 153V155L203 154H201L200 155V153L198 154L199 156L196 158V156H194V153H195V155H196V153L197 152H200ZM4 151H6V152H4ZM9 151V152H8ZM14 151H16V152H14ZM17 151H18V153H17ZM19 151H20V153H19ZM187 151V152H186ZM186 152V153H185ZM191 153V154H189V153ZM6 155H4V154ZM181 153V154H180ZM20 154V155H19ZM23 154V156H21ZM174 154H176V156L174 155ZM183 154V155H182ZM3 155V156H2ZM18 155V156H17ZM133 155V156H132ZM136 155V156H135ZM138 155V156H137ZM192 157H191V156ZM175 156V157H174ZM16 157H17V159H16ZM19 157V158H18ZM20 157H21V159H22V161L25 159V162H22L21 161V159H20ZM132 157V158H131ZM190 157H191V159H190ZM202 157H204V161H203V163H205V165L204 164H202V160H203V158ZM196 159V161H193V159ZM199 158V159H198ZM3 159V160H2ZM20 159V160H19ZM8 160V161H7ZM27 160V161H26ZM32 161L31 163H30V161ZM20 161V162H19ZM193 161V162H192ZM15 162V163H14ZM28 162H29V165L32 167L31 168V171H30V167L29 168H27L28 169V171H27V169L25 168V171H27V173H25V171L23 172V169H24V167H28L29 165H28ZM133 162V163H132ZM208 163V164H207ZM15 164V165H14ZM24 164V165H23ZM32 164H34L33 166H32ZM10 165V166H9ZM16 167V169H15V167ZM207 165H208V167L210 166V168H206L207 167ZM20 167V168H19ZM204 167L206 168V169H204ZM212 168V170H211V172H210V169ZM6 169V170H5ZM12 169V170H11ZM15 169V170H14ZM19 169H21V170H19ZM12 171H14V173L12 172ZM208 171L210 172V174L208 173ZM16 172V173H15ZM14 175H13V174ZM208 173V174H207ZM212 174V175H211ZM202 175V176H203ZM211 175V176H210ZM16 179V180H15ZM220 180V182L222 181V183L221 184H219L220 182H219V180ZM11 180V181H10ZM215 180H217V182L215 181ZM9 181H10V183L12 184H10L9 183ZM12 181H13V183H12ZM16 181V182H15ZM216 183H215V182ZM4 182H6V184L7 185H5V183ZM9 183V185H8V183ZM223 182H224V184H223ZM26 183V182H25ZM4 184V185H3ZM15 184V185H14ZM226 184V185H225ZM14 185V187H12ZM225 185V186H224ZM5 186V187H4ZM7 186V187H6ZM9 186L10 187H12V188H9ZM25 186V187H24ZM225 188H224V187ZM8 190H7V189ZM24 188H25V190H24ZM229 188V189H228ZM226 189V190H225ZM4 190V191H3ZM7 190V192H5ZM207 194H208V196H209V193L211 192L210 190H208V191H205ZM204 192V194H206ZM225 192V193H224ZM5 193H6V195H5ZM227 194V195H226ZM7 195H9V196H7ZM225 196H227L226 198H225V200H224V197ZM6 197V198H5ZM227 201H229V202H227ZM236 202V203H235ZM227 204V205H228ZM231 204V205H230ZM3 205H6V206H4V208H3ZM18 206V207H17ZM13 207V208H12ZM17 207V208H16ZM22 207H23V209H22ZM26 207H27V205H26ZM21 208V209H20ZM229 208V207H228ZM21 211V213H20V211ZM5 210V211H4ZM17 210V211H16ZM25 210V211H24ZM210 210V209H209ZM7 211H8V213H7ZM13 211V212H12ZM210 211H212V209L210 210ZM241 211V212H240ZM5 212V213H4ZM27 212V213H26ZM3 213V214H2ZM233 214L235 215V216H233ZM15 216V215H14ZM239 219H240V215H239ZM238 219V220H239ZM246 219V220H245ZM248 223V224H247ZM245 225H246V228H245ZM242 227H243V230H242ZM249 228V229H248ZM152 229H156V228H152ZM246 229V230H245ZM247 230L249 231L248 233V236H247V234L245 235V232L247 233ZM243 231H244V233H243ZM240 232V233H241ZM240 233H239V235H240ZM251 233V234H250ZM254 233H257V235L255 234L254 235ZM258 233H261V234H258ZM252 234H253V238H254V236H255V238L254 239H256V241H253L254 239H252L251 237L249 238V236L251 235L252 236ZM263 234V235H262ZM242 235L244 236H247L246 238L245 237H242ZM259 237H262V238H259ZM243 238H245V243H244V245L241 247V244H242V242L244 241L243 240ZM247 238H249V241L248 240H246ZM257 238H258V240H257ZM252 239V240H251ZM165 240V236L164 237H162L161 239H159V241H164ZM239 240H240V243H239ZM251 240V241H250ZM247 241V242H246ZM236 242L237 243H239V249L240 250H237V245H236ZM248 242H249V244H248ZM255 243V244H253L252 245V243ZM256 242H257V244H256ZM246 244V245H245ZM250 245H251V247H250ZM95 246H98V244H96ZM99 247V246H98ZM227 248V247H226ZM243 248V249H242ZM244 250H246V251H244ZM229 251V252H228ZM232 251V252H231ZM238 255V256H237ZM240 255H241V258H240ZM251 257H253V258H251ZM254 258H255V262H254ZM256 258L258 259L257 261H256Z\"/></svg>", "mask_w": 264, "mask_h": 264}]
</instances>
